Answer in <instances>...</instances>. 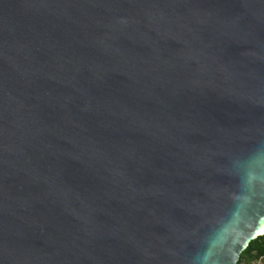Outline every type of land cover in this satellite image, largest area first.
<instances>
[{
    "label": "water",
    "instance_id": "1",
    "mask_svg": "<svg viewBox=\"0 0 264 264\" xmlns=\"http://www.w3.org/2000/svg\"><path fill=\"white\" fill-rule=\"evenodd\" d=\"M264 141V0H0V264H189Z\"/></svg>",
    "mask_w": 264,
    "mask_h": 264
},
{
    "label": "clouds",
    "instance_id": "2",
    "mask_svg": "<svg viewBox=\"0 0 264 264\" xmlns=\"http://www.w3.org/2000/svg\"><path fill=\"white\" fill-rule=\"evenodd\" d=\"M233 169L231 207L200 237L189 264H264V251L257 260L243 259L256 241L264 250V141L235 160Z\"/></svg>",
    "mask_w": 264,
    "mask_h": 264
},
{
    "label": "trees",
    "instance_id": "3",
    "mask_svg": "<svg viewBox=\"0 0 264 264\" xmlns=\"http://www.w3.org/2000/svg\"><path fill=\"white\" fill-rule=\"evenodd\" d=\"M262 251L264 250H262L261 242L256 241L252 244L248 251L244 253L243 259L245 261L257 260L260 258Z\"/></svg>",
    "mask_w": 264,
    "mask_h": 264
}]
</instances>
